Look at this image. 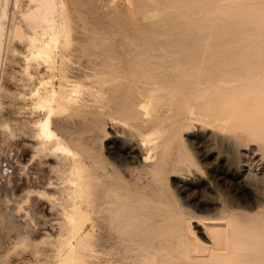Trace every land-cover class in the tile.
Segmentation results:
<instances>
[{
    "label": "rangeland",
    "instance_id": "374dc122",
    "mask_svg": "<svg viewBox=\"0 0 264 264\" xmlns=\"http://www.w3.org/2000/svg\"><path fill=\"white\" fill-rule=\"evenodd\" d=\"M37 1L0 0V264H61L73 207L86 264H216L188 257L202 222H264V153L236 131L264 0ZM50 26L59 56L33 60ZM60 84L48 142L34 110Z\"/></svg>",
    "mask_w": 264,
    "mask_h": 264
},
{
    "label": "bare ground",
    "instance_id": "6f19581e",
    "mask_svg": "<svg viewBox=\"0 0 264 264\" xmlns=\"http://www.w3.org/2000/svg\"><path fill=\"white\" fill-rule=\"evenodd\" d=\"M37 2H38V4L36 3L37 6L34 9V12L32 13L33 15H31V13L29 12L30 16H34V18H35L36 14H38L40 12H41V14L43 12H47V14L49 16V14L52 15L55 12L56 7H55L52 0H38ZM41 14H39V15L41 16ZM29 15H28V17H29ZM40 16H38V18ZM42 18L40 17L39 19H42ZM49 20L50 19L45 20V18H44V23H48ZM32 22H34V21H32ZM33 24L34 23H32L31 25L33 26ZM35 25H36V22H35L34 26ZM31 27L29 26L30 29H31ZM35 27H37V26H35ZM35 27H32V29H34ZM49 29L53 33L51 35V39L49 42L50 46H48L46 49H42L43 45H42L41 40H40L41 41V44H40L39 39H38V41H33L34 38H32L33 42H30V43L31 44L33 43L34 45H36L34 47L35 52L34 53L31 52L35 56H31V54H30V56L32 58L37 57L35 59H37V60L41 59L44 62H49L53 58L54 55H57V53L60 49V46L62 45V41L60 42V38L62 36V31H61L62 29L60 30L58 28V30H57L55 28V30H53L54 29L53 26H50ZM63 37H65V36H63ZM61 40H63V39H61ZM63 42L65 43V41H63ZM65 46H67V45H65ZM65 46L63 47L64 49H65ZM57 56H59V55H57ZM34 58H33V60H35ZM41 60H39V61H41ZM36 62H38V61H36ZM50 69H52V68H50ZM252 76H253L252 79L251 78L249 79L250 82L248 84H247V82H246V84H242L243 86L241 85L242 88H241V90H239L240 91L239 100L236 104V110H237L236 111L237 112L236 113V115H237V121H236L237 130L236 131L241 133L245 139L247 138L248 142H250V143L254 142L255 144H258L259 147L261 148L262 152L264 153V67L263 68L262 67L261 68H255ZM67 87H68V85H67ZM65 91H66V88H64V85L60 84L59 92L49 90L48 93H45V95H44L45 97L41 98L43 101L42 102L39 101V102H41V103L38 102L39 105L37 103V105H36L37 108L35 107L34 112L37 109V111L40 112V114L46 115V116H44V117H46V119L43 121L40 120L41 118L40 119L38 118L41 121V122H39V124H36V122L38 123V121L35 122V124L37 125V126L35 125L37 127L36 130L38 131L37 137H39V139L43 138L44 141L45 140L48 141V139L51 138L53 132L50 128V116L57 113V111L61 107L60 102L62 99L60 97V94L62 95V92H65ZM237 93H238V90H237ZM34 115H36V114H33V116ZM50 145H51V143L48 144V146H50ZM145 162H146V160L144 157L142 159V163H145ZM76 170H78V169L76 168ZM79 173L80 172H78V174ZM78 179H79V177H78ZM74 182L75 181L73 180V185H74ZM81 186L79 184V186L77 185V188H76V186L74 185V188L79 189ZM88 204H90V203H88ZM79 208L73 207L72 210L69 211L67 216H65L66 220H67V226H68L67 231H69L67 234L68 235L67 237L69 240L67 241L66 245H64V247H66V248H64L65 250L62 251V253L59 252L60 255L62 254L60 256V260H62L61 261L62 263L59 262L61 264H77V262L80 263L79 261H81V259L85 257V256L82 257L81 253H79V256L81 258L78 256V251H81V250H79L81 247V246L79 247V245H81L80 243H81L83 235H84V234L83 235L81 234V232L83 231L81 229L83 227V223H84L83 221L85 220V218H83V214H82L83 211L80 210ZM262 220L263 219H261L258 215H256V213H255V215L254 214L248 215V214H243V213L236 214V233H235L236 239H235V241L233 239L234 236L232 234L231 225L229 224V222H226L227 220L226 221L209 220V221H206L205 223L202 222V224H204L203 233L199 232V236L201 238L205 239L207 241V243H203L198 237L195 236L194 240H196V243L194 244V246L192 245L193 254L190 256L188 255V257L195 258L192 260H196V258L200 259V260H202V262L204 260H206V261L207 260H209V261L214 260L215 263L217 262L219 264H221V263L227 264V263H229L230 253L233 252V254L236 253V261H235L236 263L234 262V264H264V230L262 229V225H263L262 223H264V222H262ZM258 223L262 224L261 227ZM73 243H74V245H73ZM77 247L79 248L78 250H77ZM188 249H191V248H188ZM185 251H187V250H185ZM230 251H232V252H230ZM190 252L191 251H189V253ZM85 254H87V253H85V250H84L82 255H85ZM62 256H63V258H61ZM234 257H232V258H234ZM78 258L80 259L79 261H78ZM186 259L188 260V258H186ZM84 260H85V258H84ZM84 260L81 261L82 263H80V264H86ZM210 262H213V261H210ZM198 263H199V261H198Z\"/></svg>",
    "mask_w": 264,
    "mask_h": 264
}]
</instances>
